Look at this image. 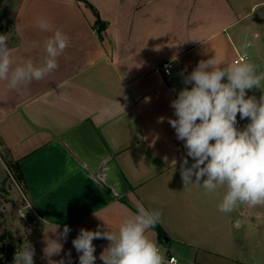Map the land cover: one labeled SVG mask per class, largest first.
<instances>
[{
    "label": "crops",
    "instance_id": "obj_1",
    "mask_svg": "<svg viewBox=\"0 0 264 264\" xmlns=\"http://www.w3.org/2000/svg\"><path fill=\"white\" fill-rule=\"evenodd\" d=\"M13 3L8 23L14 58L42 62L43 42L52 33L37 27L40 18L69 37L58 69L33 81L26 94L6 92L0 82V179L11 173L7 153L23 176L17 183L23 189L12 191L20 217L12 231L34 246V264H47L44 240L54 238L57 224L58 231L64 225L71 231L52 259L70 251L72 264H79L72 245L79 230L117 232L137 202L162 212L164 237L157 228L147 234L165 258L178 260L166 264H218L214 259L225 257L227 244L228 214L217 208L225 189L211 195L184 189L180 161L186 149L167 118H176L170 102L185 87L181 73L188 75L200 60L215 57L228 67L244 56L264 69V0ZM167 61L173 63L170 74L163 68ZM104 105L112 107L111 116L101 114ZM248 208L241 209L244 218L264 223V206L257 213ZM93 244L95 264H103L99 256L109 242Z\"/></svg>",
    "mask_w": 264,
    "mask_h": 264
},
{
    "label": "clouds",
    "instance_id": "obj_2",
    "mask_svg": "<svg viewBox=\"0 0 264 264\" xmlns=\"http://www.w3.org/2000/svg\"><path fill=\"white\" fill-rule=\"evenodd\" d=\"M37 27L52 33L43 42L45 55L39 63L31 57L14 58L8 47L9 33L0 34V82L6 92L24 95L33 81L44 80L59 67L58 58L69 46V37L46 18H40ZM181 75L185 87L170 102L176 118L167 119L186 149L180 161L184 189L194 186L205 195L225 189L217 205L224 214L240 205L264 206V69L247 57L228 67L213 57L200 60L188 75ZM254 89L260 90L259 98L247 94ZM112 113L110 105L101 108L102 115ZM238 115L249 121L243 129L237 127ZM164 120L159 118L161 123ZM161 222L160 210L137 202L136 212L122 221L117 232L81 228L72 240L79 264H95V239L109 242L99 256L103 264H166L160 246L147 234ZM59 227L57 224L51 231L54 238L44 240V258L47 264H72L70 251L59 260L52 259L60 256L61 241H66L71 231L67 225L62 231ZM35 254L34 246L26 240L16 251L13 264H34Z\"/></svg>",
    "mask_w": 264,
    "mask_h": 264
},
{
    "label": "rangeland",
    "instance_id": "obj_3",
    "mask_svg": "<svg viewBox=\"0 0 264 264\" xmlns=\"http://www.w3.org/2000/svg\"><path fill=\"white\" fill-rule=\"evenodd\" d=\"M13 4V0H0V34L9 33L8 47L14 43V35L8 23L9 7ZM4 12L5 17H2L1 14ZM257 12H261L260 7ZM252 95L259 98L261 92L257 90L249 96ZM247 123L248 121L244 120L238 122V128L243 129ZM4 155L9 160L7 153H4ZM17 183H19L17 179L9 172L0 179V211L2 212L0 217V235L6 233V242L15 244L17 250H20V246L26 240V236L15 232V230L14 232L12 231L20 218L18 216L19 213L15 212L13 205H11L14 201H19V199H15L14 195L12 196V191H16L19 186L23 189L22 185ZM7 207L8 209L4 213ZM242 208H246L245 210L249 211L247 205H240L236 211L231 213L232 215L228 214L226 227L227 244L223 250L225 257L215 258L214 260L218 264H238L239 262L257 264L258 260L264 258V223H257L256 217H253L252 220L244 218ZM260 208L261 206L253 207V211L257 213ZM251 211L250 208V213ZM258 257L261 259H258ZM258 264L262 263L258 262Z\"/></svg>",
    "mask_w": 264,
    "mask_h": 264
},
{
    "label": "trees",
    "instance_id": "obj_4",
    "mask_svg": "<svg viewBox=\"0 0 264 264\" xmlns=\"http://www.w3.org/2000/svg\"><path fill=\"white\" fill-rule=\"evenodd\" d=\"M2 17H5V12L1 14ZM6 164L13 174V176L17 179L19 183L23 181V176L19 165L16 162H13L11 159H7L5 156ZM2 216V212L0 211V217ZM160 237H164L165 232L161 228L160 225L156 226ZM7 235L3 233L0 235V264H13V257L17 251V246L13 243L6 242Z\"/></svg>",
    "mask_w": 264,
    "mask_h": 264
},
{
    "label": "built area",
    "instance_id": "obj_5",
    "mask_svg": "<svg viewBox=\"0 0 264 264\" xmlns=\"http://www.w3.org/2000/svg\"><path fill=\"white\" fill-rule=\"evenodd\" d=\"M244 58H245L244 56L239 57V58L236 60V62H237V61H241V60H243ZM172 66H173V63H172L171 61H167V62H165V63L163 64L164 72H165L166 74H170V73H171V68H172ZM23 200L25 201V206H26V207H30V203H29V201H28V199L26 198L25 195H23ZM22 215L25 217L24 214H22ZM34 222H35V220H34ZM165 260L168 261V262H170V263H177V262H178V260H177V258H176L175 256H169V257H166Z\"/></svg>",
    "mask_w": 264,
    "mask_h": 264
}]
</instances>
